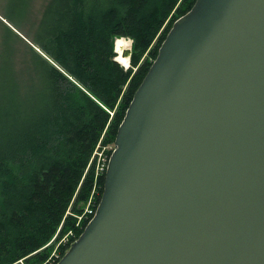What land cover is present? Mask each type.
Returning a JSON list of instances; mask_svg holds the SVG:
<instances>
[{
	"label": "water",
	"instance_id": "obj_1",
	"mask_svg": "<svg viewBox=\"0 0 264 264\" xmlns=\"http://www.w3.org/2000/svg\"><path fill=\"white\" fill-rule=\"evenodd\" d=\"M57 264H264V0H196L173 23Z\"/></svg>",
	"mask_w": 264,
	"mask_h": 264
},
{
	"label": "trees",
	"instance_id": "obj_2",
	"mask_svg": "<svg viewBox=\"0 0 264 264\" xmlns=\"http://www.w3.org/2000/svg\"><path fill=\"white\" fill-rule=\"evenodd\" d=\"M195 1L50 0L34 37L46 56L31 47L19 68L1 59L10 73L0 74V264L43 263L59 229L82 234L90 219L77 226L80 203L96 185L99 204L105 186L96 148L115 144L162 42ZM122 37L132 40L129 67L115 59Z\"/></svg>",
	"mask_w": 264,
	"mask_h": 264
},
{
	"label": "rangeland",
	"instance_id": "obj_3",
	"mask_svg": "<svg viewBox=\"0 0 264 264\" xmlns=\"http://www.w3.org/2000/svg\"><path fill=\"white\" fill-rule=\"evenodd\" d=\"M50 0H0V62L1 59L10 64L15 61V66L19 68L22 60L31 56V47L35 48L41 55L46 56L45 51L35 41V33L39 28V22L42 19L43 13ZM131 40V39H130ZM132 47V40H131ZM0 70L1 75H7L10 70L4 68ZM1 92L6 94L12 93V86L5 84ZM1 133V132H0ZM115 144L101 148L100 145L96 148L95 155L98 158V170L104 164H108ZM109 151H111L110 154ZM94 159V157H93ZM96 185L93 188L92 195L86 202H81L79 208L82 209L80 214H77V226L84 220H89L92 217L91 209L97 207L95 198ZM60 230V229H59ZM58 232L52 240L46 245L53 243V251L45 262L52 264L63 257L61 246L68 247L80 236L75 230H70L58 236ZM17 263L28 264L25 259L19 260ZM38 264V263H35Z\"/></svg>",
	"mask_w": 264,
	"mask_h": 264
},
{
	"label": "bare ground",
	"instance_id": "obj_4",
	"mask_svg": "<svg viewBox=\"0 0 264 264\" xmlns=\"http://www.w3.org/2000/svg\"><path fill=\"white\" fill-rule=\"evenodd\" d=\"M131 47V40L125 37L118 38L116 40L115 48L117 50L118 56L116 57L124 65H129L130 58L129 56H123V52L125 49Z\"/></svg>",
	"mask_w": 264,
	"mask_h": 264
},
{
	"label": "built area",
	"instance_id": "obj_5",
	"mask_svg": "<svg viewBox=\"0 0 264 264\" xmlns=\"http://www.w3.org/2000/svg\"><path fill=\"white\" fill-rule=\"evenodd\" d=\"M106 167H107V165L106 164H104L102 167H101V170L100 171H102V170H105L106 169ZM105 168V169H104ZM90 212L92 213L91 215H94L95 214V212H96V208H94V209H91L90 210ZM48 262H49V260H48ZM58 261H56L55 263H52V264H56ZM38 264H47V262H43V263H38Z\"/></svg>",
	"mask_w": 264,
	"mask_h": 264
}]
</instances>
